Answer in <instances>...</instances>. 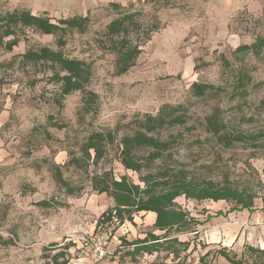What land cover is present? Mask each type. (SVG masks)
I'll return each mask as SVG.
<instances>
[{"label":"rangeland","instance_id":"rangeland-1","mask_svg":"<svg viewBox=\"0 0 264 264\" xmlns=\"http://www.w3.org/2000/svg\"><path fill=\"white\" fill-rule=\"evenodd\" d=\"M22 1L0 0V17L28 10ZM33 9L54 22L78 16L89 22L83 31L68 29L62 47L59 36L32 28L19 32L12 51L6 44L13 37L0 42V264H52L50 257L65 246L90 259L87 247L103 235L110 252L103 261L125 257L120 248L127 237L117 239L116 232L130 224L97 228L114 201L99 194L96 183L126 176L144 187L142 178L170 168L197 183L213 182L254 197L253 211L232 213L234 202L178 198L177 207L197 224L171 229L167 236L195 248L188 253L175 245L179 255L172 264H203V253L224 248L243 264H264V254L247 250L264 251V49L259 55L235 54L264 38V0H55ZM128 14L140 28L126 38L141 54L120 76L114 46L120 39H112L107 27ZM43 47L88 66L83 90L63 97L54 77L65 74L60 68L24 60L28 51ZM238 73L250 78L244 93L236 89ZM194 83L213 88L199 97ZM90 94L96 95L94 103ZM156 117L165 124L149 136L168 149L154 163L148 160L153 149L135 150L143 168L139 174L126 171L122 140L147 132L148 119ZM94 133L113 135L100 161L83 152ZM43 201L48 206L39 204ZM131 225L137 233L125 232L131 240L153 231L147 222ZM226 230L233 245L224 244ZM207 241L211 244L204 245ZM206 262L231 264L219 255Z\"/></svg>","mask_w":264,"mask_h":264},{"label":"trees","instance_id":"trees-1","mask_svg":"<svg viewBox=\"0 0 264 264\" xmlns=\"http://www.w3.org/2000/svg\"><path fill=\"white\" fill-rule=\"evenodd\" d=\"M115 8L120 9L119 5H114ZM89 22V17H72L67 19H60L54 22L46 13L34 15L29 10H14L11 13H6L0 17L1 36L0 42L5 38L13 37V40L6 44L8 51H12L20 42L19 32L24 28H32L35 32L43 35H56L58 45L62 47L65 45L64 36L68 29L85 30ZM140 27L135 21V15H124L112 21L108 27V35L112 39L119 38V42H115L114 46L119 49V57L117 60V73L122 76L129 72L135 65L141 51L139 46H133L128 40L129 30H138ZM264 49V38L258 39L253 45H244L239 47L235 54H247L253 52L257 55ZM24 60L29 62H47L52 67L60 68L64 75L55 74L56 80L61 84V94L63 97L69 96L72 93L83 90L85 85L89 82L88 66L79 60L69 59L63 55L62 52L53 51L47 47H43L38 51H28L24 55ZM224 64L227 61L224 59ZM250 78L247 75L238 73L237 91L245 92V85L249 83ZM1 85V81H0ZM193 90L197 96H203L207 91L213 87L208 85H199L194 83ZM236 91V92H237ZM96 95L90 94L89 100L91 103L95 102ZM88 100V102H89ZM165 120L161 117L155 119H148V124L145 125L147 132H137L133 137H124L122 140L121 149V164L126 171H131L139 174L143 165L137 159L135 150L139 148H149L154 151L148 156V160L155 162L162 157V153L168 149L165 142L149 136V133L154 132L158 127H163ZM212 125L215 122L211 123ZM240 138V137H239ZM241 139V138H240ZM107 140L113 141L111 133H94L89 136L83 152L88 158H91L92 153L94 159L100 161L105 154V144ZM164 169L163 173L158 175H147L142 178L144 187L131 183L128 177L123 176L120 180L114 178L101 177L95 185V189L99 194H107L114 201V205L105 211L97 222V228L102 224L109 225L118 222V225H123L126 221L131 224L134 223V216L140 213H154L156 214V221L153 225L155 230L163 232V235H154L147 233L144 239H137L131 243L122 242L125 247H135L134 253L141 254L142 252L153 253L164 249L178 256L176 246L184 247L187 250L190 246L188 243H181L178 239H170L169 231L171 229L188 230L191 225L197 224L188 213L179 209L176 200L184 197L188 200L195 201H226L234 202L235 207L230 210H246L253 211L254 197L249 194H241L237 190L224 186L218 187L213 182L197 183L190 179L183 171H174L173 169ZM59 180L63 183L61 176ZM42 206H48L47 202L39 203ZM220 215V213L218 214ZM113 218L116 221H113ZM53 246H57L53 245ZM247 250L251 253H262L259 249L248 247ZM211 253V252H210ZM210 253L200 258V263H205L209 258ZM221 256L231 264H243V260L233 259L227 252V249H220L213 253L215 256ZM66 254L64 251H59L53 254L50 259L52 264H68L65 260Z\"/></svg>","mask_w":264,"mask_h":264},{"label":"crops","instance_id":"crops-1","mask_svg":"<svg viewBox=\"0 0 264 264\" xmlns=\"http://www.w3.org/2000/svg\"><path fill=\"white\" fill-rule=\"evenodd\" d=\"M52 1H55V0H23L22 2H24V4L26 5V6L25 5H23V6H25L28 10H32L33 11L34 10L33 9L34 6L40 7L41 5L46 4L48 2H52ZM28 2L32 3L31 7L28 5ZM37 13L38 12H36L34 15H38ZM138 215H140V216H136V215L134 216V222H135L136 225L139 224V222L144 223V224H145V222H147L146 228H153V225H154V223L156 221V214H154V213H140ZM127 223L130 224L129 227L124 225L125 224L124 223L123 224L124 226L122 225L123 229L120 228L116 232L117 239L121 238V237H127L126 241L128 243H131V242H133V241H135L137 239H144L146 237L147 233L144 235V238L139 237V238H137L135 240H131V238H130L131 235L128 234V233H125V232H131L132 235H136L137 233L136 234L133 233L134 231L133 232L131 231L133 229L132 228L133 225H131L130 222H127ZM227 232H228V230H226L225 233H224V239H225L224 244L227 245L228 243H230L229 245H231V244L233 245L234 239L233 238H231V239L226 238ZM151 233H153L154 235H158V236L164 234L163 232L155 230L154 228H153V231ZM213 235H214V237H213V240H211V242L213 244H216L215 242H217L216 241L217 237L215 236L216 234H213ZM141 236H143V235H141ZM170 239H172V238H170ZM117 241L119 242V240H117ZM123 241H125V240H122L121 242H123ZM179 242L185 243L182 240H179ZM220 242H221V240H220ZM210 244L211 243L209 241H207V243H204V245H210ZM134 248L135 247H131V246L124 247V248L121 247L120 249H124L123 252L126 253L125 257H121L120 259L116 258L115 260H112V261H102L101 263H98V264H158V260L160 258H161L160 261L164 262V264H172L171 259L175 258L173 253H171L169 251H166L164 249H161L160 251H155L153 253L142 252L141 254H137L136 252L134 253ZM194 248L195 247H194L193 244L190 245L187 252L191 253L194 250ZM71 250H73V251H71ZM71 250H70V246H65V247L59 249L58 251H56L55 253H57L59 251H64V253L66 254L65 260H67L68 264H94L93 261H91L90 259H88V258H86L84 256H83V258L76 257L74 255V253L77 251L76 247L72 248ZM187 252L183 253V254H187ZM210 252H211V250L207 251L206 253H203L202 256H204V255H206L207 253H210ZM163 255H165L164 259H163ZM211 255L213 256L212 253H210V256ZM199 262H200V259H199ZM193 264H194V262H193Z\"/></svg>","mask_w":264,"mask_h":264},{"label":"built area","instance_id":"built-area-1","mask_svg":"<svg viewBox=\"0 0 264 264\" xmlns=\"http://www.w3.org/2000/svg\"><path fill=\"white\" fill-rule=\"evenodd\" d=\"M113 221H116L113 218ZM86 254L90 256L91 261L94 264L101 263L109 254V249L106 248V243L104 242V235L95 239L91 246L87 247Z\"/></svg>","mask_w":264,"mask_h":264}]
</instances>
